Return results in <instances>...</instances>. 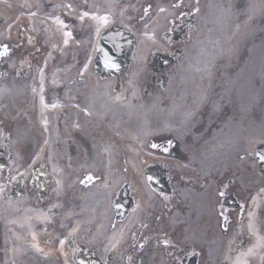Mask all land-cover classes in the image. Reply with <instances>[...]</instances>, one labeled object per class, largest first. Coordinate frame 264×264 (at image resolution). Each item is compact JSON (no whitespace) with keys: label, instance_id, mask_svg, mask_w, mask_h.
<instances>
[{"label":"bare ground","instance_id":"bare-ground-1","mask_svg":"<svg viewBox=\"0 0 264 264\" xmlns=\"http://www.w3.org/2000/svg\"><path fill=\"white\" fill-rule=\"evenodd\" d=\"M139 3L157 9L132 71L102 73L91 64L95 38L130 31ZM180 10L195 13L190 42L165 82L147 77L146 55L169 45ZM26 27L29 50L35 41L48 50L37 75L15 65ZM4 44L18 47L0 53V148L13 159L0 170V264H76L78 246L102 264H170L184 250L225 264L236 220H224L221 192L259 188L247 225L264 256V172L253 151L264 143V0H0ZM153 164L175 192L145 182L141 169ZM43 166L22 195L4 188ZM125 186L136 203L121 217L113 201ZM246 256L234 264H256Z\"/></svg>","mask_w":264,"mask_h":264},{"label":"rangeland","instance_id":"rangeland-1","mask_svg":"<svg viewBox=\"0 0 264 264\" xmlns=\"http://www.w3.org/2000/svg\"><path fill=\"white\" fill-rule=\"evenodd\" d=\"M139 1H141V0H139ZM154 4L152 3L151 5H147V4H143V3H139L138 4V6H137V9L140 11V13L141 14H138V19H139V21L137 22V23H132L131 25L134 27V26H137V25H140V24H142L144 21H146L149 17H150V12H153L154 11ZM144 10H145V12H144ZM184 12L182 11V10H180L176 15H183V16H185L186 18H188V16L190 15V14H183ZM188 13H190V12H188ZM130 18L131 17H134V13H130L129 15H128ZM183 21H184V19L182 18V16L180 17V19H178V20H176V22L175 23H173L172 24V27H171V31H170V36L168 37V39H169V42L172 44L171 45V48H178V49H180L181 50V53L180 54H178L179 56H177L176 55V58L174 59L173 58V60H171V62H170V64L169 65H171V64H173V67H176V65L178 64V60L181 58V56H182V53H183V51H184V48H185V46H186V43H188V40H189V38H190V35H191V32H186L185 30H183V31H180L179 29L180 28H182L181 26L184 24L183 23ZM139 23V24H138ZM168 24H169V22H168ZM185 26V25H184ZM138 27V26H137ZM167 30V29H166ZM172 32V33H171ZM110 33H113V34H117L118 33V31L116 30V29H112V32H109V34ZM175 33H177V35H174ZM108 34V35H109ZM26 38H22V42L23 43H20L19 45L20 46H23V48H22V51H21V56L23 55H28V53H33V55L31 56V59H33V60H35V58L37 57V56H39L42 52H41V49H39V50H35L34 51V47L32 48V50H29V48H30V42H29V44H28V42H26ZM173 46V47H172ZM17 47H18V45H17ZM17 47H14V46H8V47H6V51H7V49L9 50V51H12V49H15V48H17ZM170 47L169 48H167V49H165L167 52H170V53H172L171 51H170V49H171ZM6 51L4 52V51H2L1 52V55H7V54H4V53H6ZM38 51H40V52H38ZM159 51L160 50H156V49H151L150 50V52H152V55L151 56H149V60H148V65H149V69H150V74H148V75H150V76H147V77H156L157 79H159L160 77H165V76H168L169 74H170V72H171V70H162L161 68H163V67H167V66H169V65H164V66H162V65H157V66H151L150 65V59H151V57L153 56V54H155V53H159ZM174 56H175V54H174ZM129 71H130V69L132 68V67H130V65H129ZM169 71V72H168ZM8 136H7V140H6V143L5 144H7V142H8ZM1 150H4V151H6L5 150V146L3 145V147H1L0 148V157H2L3 158V161L4 162H1V166H0V168L1 167H3L2 168V170H4V169H11V167H12V165H13V162H12V158H10V155L8 156V153L6 154V152H3L2 153V151ZM10 161L11 160V162H7V161ZM7 162V163H6ZM22 180V182L25 184V186H26V183L28 184L29 183V181H26V183H25V179L23 178V179H21ZM30 182H32L31 180H30ZM36 181H33V185H34V183H35ZM30 187V186H29ZM125 192H123L122 194H124ZM228 194V193H227ZM149 245H147V246H145V248H143V251H139L140 253L137 255V256H141L142 254L144 255V254H146L147 252H146V248L148 247ZM202 254V252H200V255ZM199 255V256H200Z\"/></svg>","mask_w":264,"mask_h":264},{"label":"water","instance_id":"water-1","mask_svg":"<svg viewBox=\"0 0 264 264\" xmlns=\"http://www.w3.org/2000/svg\"><path fill=\"white\" fill-rule=\"evenodd\" d=\"M117 52H118L117 49H116V50H112L111 54H115V53H117Z\"/></svg>","mask_w":264,"mask_h":264}]
</instances>
